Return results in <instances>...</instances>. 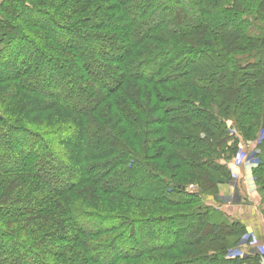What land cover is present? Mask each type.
<instances>
[{"label":"trees","instance_id":"1","mask_svg":"<svg viewBox=\"0 0 264 264\" xmlns=\"http://www.w3.org/2000/svg\"><path fill=\"white\" fill-rule=\"evenodd\" d=\"M80 1L0 2V104L17 106L0 109V264H262L242 223L207 204L264 129V0H196L194 17L171 0L156 24L135 16L144 0ZM7 10L28 14L9 30ZM82 13L88 28L71 19ZM52 110L66 116L55 128ZM258 151L263 193L264 140ZM161 152L170 177L151 164ZM22 219L43 237L21 238Z\"/></svg>","mask_w":264,"mask_h":264},{"label":"rangeland","instance_id":"2","mask_svg":"<svg viewBox=\"0 0 264 264\" xmlns=\"http://www.w3.org/2000/svg\"><path fill=\"white\" fill-rule=\"evenodd\" d=\"M31 1H32V3H34V5L37 4V3H44V2H48V1L50 2V0H31ZM170 1L171 0H164V3H162L161 0H159V1H156V0H144V2H145L144 5H143L144 7L141 8V9L136 10L135 11V13H136L135 16L139 17L140 14L145 13V12L149 11V9H150L151 14L155 13V16L157 15V17H158L156 19H151L152 23L156 24L159 21V19L163 20V16L165 15V12L163 10H164L165 6H168V7L170 6V4H171ZM175 1H177L179 3L180 11L186 17H191L192 15H193V17L195 16L194 13L192 14L191 10L195 9L196 0H175ZM80 2L82 4L86 3L87 5L90 6L91 9L94 8V13L95 12L97 13L99 4H100V6L101 5H106L104 3V0H92V1L91 0H81ZM72 3L73 2L69 3L70 5L67 6V7L61 8L60 11H63V12L69 11L68 8L72 7ZM107 4L110 6L112 4V0H107ZM48 7H50V6H48ZM194 11L197 12V9H195ZM7 12H8V15H9V16H7V18H8L7 19L8 20L7 25L9 26L8 27L9 30L12 28L11 25H9V23L12 24V25L13 24L15 25V22L17 21L18 15L24 16L25 14H28L25 11H21L22 15L21 14H17V13H16V15L15 14H11L9 10H7ZM104 14H105V16H110V17L114 16V13H112V12L111 13L110 12H104ZM87 18L90 19V15L85 16V13H82V14H77V15L73 16V18H71V19L82 22L84 20L86 21ZM85 21L83 23L87 25V28H88V26H91L90 23H92V22H89V20H88L87 23H86ZM17 23L19 24L20 22H17ZM112 25H114V22H113ZM112 25L108 24V26H103V27L112 28ZM24 28H25V30H27L28 33H30V34L32 33L35 36L37 35V32H36V30L34 28H31V27H28V26H26ZM90 29H92V27ZM92 30H91V32H92ZM43 45L44 46H50V47L53 46V44L50 41H47V40H45V42H43ZM94 46H96V44H93V47ZM90 47H92V46L90 45ZM203 47H204V45H203ZM203 47H201V48H203ZM198 57H200V56H198ZM198 57L196 59L192 60L191 67L196 69V70H198V75L195 74V76L203 77L200 70L203 67L202 64H203L204 57H202V56H201V58H198ZM151 69H152L151 66H146V68H145V70H147V71H151ZM0 72L3 73L2 70H0ZM8 85H11V83L8 84ZM4 86H5V84H3L2 86L0 85V91L4 89ZM18 95L20 97L16 95L15 100H16V102H21V96H23V91L18 92ZM16 107L17 106L15 104H11V105L7 104V103L0 104V109L2 108V109H5V110L9 109V108H16ZM50 114H52V116H51L52 118H51V120L48 121V124L51 127H53V128L62 125L63 124L62 122L65 121L64 118H66V116H65L64 112L61 113L58 110H52L50 112ZM58 114H59V117H58ZM35 122H36V124H39V126H41V127L46 126V122L45 121L44 122L35 121ZM227 123H228V121H227ZM256 137L257 138L255 139V141H250L249 143H247L245 145L240 143L238 145V151L236 152L235 156L232 157V160H230L229 163H227L226 165H227L229 171L232 170L231 168H233L234 170L239 168L240 170H244L245 169V170H248L250 172V175H251L250 178H247L246 176L243 175V173H241V176H240L241 179L237 178V176L235 175L236 177H232V182L236 183L237 189H238V187L241 189L243 187L242 184H244V187H245L244 190L246 192H248V193L252 192V196L254 197V199L256 201L258 200L259 202H261V200H264V192L263 193L259 192V189L257 188V186L255 184V180H254L253 175L251 174V171L254 168V166H256L255 163L258 162L255 155L259 153V151H258L259 140H260V142L264 140V129L261 130L260 133L257 134ZM134 149L137 152H141V150H140V148L138 146L134 147ZM220 162L224 163L222 161H220ZM220 162H219V164H220ZM151 164L152 165H157L158 171L162 175H164V174L167 175V177L171 176V173L173 172V170L175 168V165H176L174 160L167 158L165 152H161L160 156L157 157V158L154 157V162H152ZM231 172L233 173V171H231ZM176 174H178V173H175V174H172V175L176 178ZM238 176H239V174H238ZM200 181H201V187L204 188V189H207V187L210 185V182H208V179H206L205 177L200 179ZM224 185H229V184H224ZM224 185H221V186L223 187ZM190 186L191 187L194 186V191H197L198 188L194 184L190 185ZM221 186H219V187H221ZM253 191H254V193H253ZM255 192H256V194H255ZM1 198H3V197H2V192L0 191V200H1ZM9 198L10 197H8V199ZM231 198H229L227 200L231 201V200L234 199V197H233V199H231ZM234 201H236V200H234ZM169 211L174 212V210H172V209H165V212H169ZM28 221H29L28 219L19 220V223L25 224V227H27L26 228L27 231H25L24 233L21 234V238L23 237L24 239H27L28 241L33 242V243L37 242L38 237H43L42 236L43 233L42 232H37V234H36L34 232L36 230L32 231L34 229V228H32L33 225L31 224V222H28ZM246 238H247V236L243 237L242 243H241L242 245H246V243H247L246 242ZM261 246L263 247V249H261L262 248ZM261 246L259 247V245L257 243H252V246H250V247H254V250H255L254 253L259 254L261 256V261H263L264 260V244H261ZM255 247L258 248V250H256ZM185 249H187V252L189 254H192V256H195L196 254H201V252H202L201 249L193 248L192 245L191 246H187ZM177 250H179V249H177ZM243 254H244V252H243ZM174 257H175V259H177V261L185 260V257L184 256L180 257L179 254L178 255H174ZM79 258L80 257L78 256V260H79ZM74 259H75V256L73 254H71V253H68L66 255H63L59 260H57V262L59 264H69Z\"/></svg>","mask_w":264,"mask_h":264},{"label":"crops","instance_id":"3","mask_svg":"<svg viewBox=\"0 0 264 264\" xmlns=\"http://www.w3.org/2000/svg\"><path fill=\"white\" fill-rule=\"evenodd\" d=\"M231 169L233 173L231 171L230 173L233 177L237 176V178L241 179V173H243V175L247 178H250L251 176L248 170H240L239 168L235 170L233 168ZM242 186L243 187L241 189L239 187L237 189L236 183L232 182L229 185L219 187L218 191L220 202L218 204L208 203L207 205H212L217 210L223 211L229 218L235 220L238 219L242 223L245 233H247L246 242L249 240L246 245L242 246L246 249V251L254 253V247H250L252 246V243H257L259 247L261 244H264V218L261 215V203L254 199L252 192H249V194L244 190V184H242ZM229 198L233 200L228 201L227 199ZM255 249L258 250L256 247ZM261 249H263V247ZM262 264H264V260L262 261Z\"/></svg>","mask_w":264,"mask_h":264},{"label":"built area","instance_id":"4","mask_svg":"<svg viewBox=\"0 0 264 264\" xmlns=\"http://www.w3.org/2000/svg\"><path fill=\"white\" fill-rule=\"evenodd\" d=\"M259 142H260V140H259ZM187 192H189V193H193V192H195V191H194V186H193V187L189 186V187L187 188Z\"/></svg>","mask_w":264,"mask_h":264}]
</instances>
